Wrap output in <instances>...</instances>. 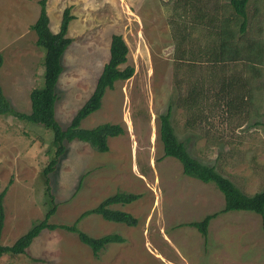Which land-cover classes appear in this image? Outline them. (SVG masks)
Instances as JSON below:
<instances>
[{"label": "rangeland", "instance_id": "obj_1", "mask_svg": "<svg viewBox=\"0 0 264 264\" xmlns=\"http://www.w3.org/2000/svg\"><path fill=\"white\" fill-rule=\"evenodd\" d=\"M48 1L55 31L66 8L72 7L78 17L70 26L73 42L62 57L64 71L56 86L57 121L66 129L89 99L110 58L112 37L119 34L129 47L123 67H134V75L108 90L101 108L81 127L117 124L124 134L109 138L105 153L80 141L66 143V153L50 174L48 190L43 171L55 151L54 133L13 114L0 115V194L5 192L1 244L12 246L44 220L51 199L57 210L49 223L73 225L82 213L111 196L137 194L136 201L110 208L131 214L138 223L128 226L98 214L81 219L77 226L90 237L116 234L125 239L108 244L99 258L75 233L45 229L26 254L3 257L0 264H264L260 215L220 214L210 221L206 239L190 225L220 213L224 196L214 183L185 175L177 159L165 156L159 135V117L173 103L175 132L193 157L214 166L248 195L264 190V0H249L243 34L242 18L231 0L215 1L219 19L233 29L241 48L239 61L229 68L247 81L243 106L227 113L211 97L208 64L174 58L176 26L183 20L194 26L191 10L177 11L175 1L167 0ZM13 3L0 0V32L16 26L11 22ZM17 4V10L24 9L22 0ZM191 37L195 43L216 38L198 25ZM11 50L2 53L0 85L15 110L30 114V93L44 84L45 53L37 46L17 60ZM31 63L33 77L28 76ZM203 77L208 96L202 105L194 109L176 105Z\"/></svg>", "mask_w": 264, "mask_h": 264}, {"label": "trees", "instance_id": "obj_2", "mask_svg": "<svg viewBox=\"0 0 264 264\" xmlns=\"http://www.w3.org/2000/svg\"><path fill=\"white\" fill-rule=\"evenodd\" d=\"M47 1L41 0V12L37 22L32 29L37 34V46L44 50V84L42 88H35L30 93L31 113H20L11 106L9 100L3 93L0 85V115L13 114L16 117L30 123L41 125L54 133L55 151L50 163L44 169L45 182L49 187L50 174L54 172L61 157L66 153V143L80 141L90 145L94 150L105 153L109 151L108 139L124 134V129L117 124H102L92 129L81 127L82 121L89 115L98 111L103 102V98L108 90H112L117 82L127 81L134 75V67L125 66L128 62L129 47L122 35L115 34L111 40L110 58L104 65L99 76L96 87L73 117L71 124L65 129L56 119L55 105L58 100L56 86L64 71L62 57L73 39L68 37L69 26L75 16L72 14V7L64 10L61 26L58 33H53L50 28V19L47 13ZM175 1L177 11H192L190 19L194 26L188 25L184 20L177 24L176 48L174 58L181 63L191 62L195 64L207 63L211 69L210 91L213 92L215 104L226 108V113L230 109L238 110L245 101L244 92L247 89L246 78L240 73L230 70L231 63L239 61L241 48L235 43V33L227 22L219 19V6L217 0H167ZM249 0H231L230 5L234 11L242 18L241 33H245L247 25L246 8ZM176 11V12H177ZM195 25L203 27L204 33L208 36H215L214 40L204 43H195L191 34ZM191 26V27H190ZM3 55L0 53V70L3 66ZM230 64V65H229ZM200 83V84H199ZM205 77L193 85L187 95L181 96L176 103L179 107L187 106L189 109L200 107L208 95H205ZM174 104L171 103L166 114L160 115L159 135L163 143L166 157L177 159L183 167V173L204 183H214L224 196V208L220 213L207 215L200 222H192L190 225L197 228L201 234L207 238L210 221L220 214L245 211L252 212L262 217L264 231V190L253 195H248L241 191L230 179L219 173L214 166L207 165L199 159L193 157L184 142L178 138L172 122V111ZM229 109V110H228ZM228 110V111H227ZM4 195L0 194V240L4 229L5 209ZM140 198L137 194L118 193L111 196L92 210L85 211L76 221L91 215H101L105 220L123 223L128 226H136L137 220L131 214L110 208L115 204H130ZM52 206L46 213L45 219L35 224L26 234L21 236L12 246H4L0 241V259L9 255L20 256L27 252L35 238L45 229H63L75 233L79 240L89 246L95 257L100 256L101 251L111 243H123L125 239L116 234L106 235L100 238L90 237L81 231L77 223L73 225H56L49 223V219L56 213L57 205L51 199Z\"/></svg>", "mask_w": 264, "mask_h": 264}, {"label": "crops", "instance_id": "obj_3", "mask_svg": "<svg viewBox=\"0 0 264 264\" xmlns=\"http://www.w3.org/2000/svg\"><path fill=\"white\" fill-rule=\"evenodd\" d=\"M40 1L41 0H22V2L24 4V9L19 7V10H17L18 4H17V0H15V3H13L12 8L10 9V13L12 12L11 10H13L15 12L13 21H11V22L12 23L14 22L16 26L12 31H11V28L9 27L8 30L0 32V53L1 54L3 52H6V51L8 52L9 50H11L13 47L16 46L15 50L12 49L11 51H12V53L16 52L17 60H19V59L21 60V57L23 56L21 54L22 52H23V54H26L30 51H34L35 48H37V43H36L37 42V34L32 29V26L37 22V20L40 16V12H41ZM48 8H50V2L49 1H47V13H48V10H50V15H51L52 8H50V9H48ZM18 12H19V15L18 14L16 15V13H18ZM63 12L61 14V20H62ZM50 15L48 13V16L50 19V28L53 29V31H52L53 33H58L60 30L61 21H60V23L57 24L58 30L55 31L54 30L55 25L52 27ZM74 16H75V18H74V20L71 21L70 26L72 25L73 21L78 20L77 19L78 17L76 15H74ZM12 17H13V15H12ZM70 26H69V30H70ZM6 35H8V36H6ZM30 35H32V38L30 37ZM68 37L72 38L71 35L69 34V32H68ZM3 42L5 43L4 45L2 44ZM29 67H30V71L28 73V76L33 77V71L31 69L32 63L29 65ZM209 235H210V231L208 229V236Z\"/></svg>", "mask_w": 264, "mask_h": 264}]
</instances>
